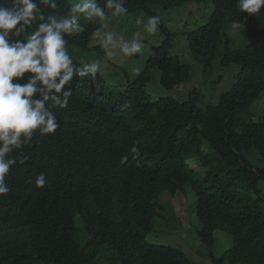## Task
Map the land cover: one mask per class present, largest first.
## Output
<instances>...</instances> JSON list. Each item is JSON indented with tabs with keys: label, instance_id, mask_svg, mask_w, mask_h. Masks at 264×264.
Returning a JSON list of instances; mask_svg holds the SVG:
<instances>
[{
	"label": "trees",
	"instance_id": "16d2710c",
	"mask_svg": "<svg viewBox=\"0 0 264 264\" xmlns=\"http://www.w3.org/2000/svg\"><path fill=\"white\" fill-rule=\"evenodd\" d=\"M56 2L55 10L41 4L45 16H63L78 0ZM190 2L214 8L207 24L183 33L190 53L205 71L219 55L221 66H239L231 90L205 109L196 104V90L188 101L149 99L152 70L168 90L191 77L190 67L170 56L174 34L161 18L165 41L123 89H108L99 72L75 78L67 108H52L56 133H36L9 154L16 164L6 178L10 191L0 196V264H94L103 247L119 264H189L180 250L147 241L157 189L182 192L186 185L196 195L202 244L213 248L217 231L232 236V247L213 262L264 264V113L258 119L251 113L264 92V8L249 15L238 0H126L124 15L160 17L157 9ZM236 20L249 42L242 49H233L226 35ZM79 23L84 31L66 36L67 47L88 48L103 24ZM125 155L128 164L121 165ZM190 157L207 168L201 179L190 173ZM40 173L44 188L35 184Z\"/></svg>",
	"mask_w": 264,
	"mask_h": 264
},
{
	"label": "clouds",
	"instance_id": "9594fccd",
	"mask_svg": "<svg viewBox=\"0 0 264 264\" xmlns=\"http://www.w3.org/2000/svg\"><path fill=\"white\" fill-rule=\"evenodd\" d=\"M125 2L78 0L63 16H45L41 4L55 10L56 0H0V196L9 193L6 178L16 164L9 154L21 149L36 133L55 134L60 124L52 108H67L72 96L71 82L77 77H95L100 70L98 60L77 67L65 37L84 31L81 18L103 23L109 14H127ZM238 8L240 12L258 15L264 0H238ZM159 24V16H149L146 31L158 33ZM243 26L238 20L232 22L233 29ZM115 40L113 32L104 34L102 46L108 57L112 56L108 46L114 45ZM120 50L132 56L141 52L142 45L135 41L131 45L122 43ZM130 153L136 159L140 154L138 146L134 144ZM128 160V155L122 156L121 165H127ZM35 184L37 188L46 186L44 173L36 176Z\"/></svg>",
	"mask_w": 264,
	"mask_h": 264
},
{
	"label": "rangeland",
	"instance_id": "374dc122",
	"mask_svg": "<svg viewBox=\"0 0 264 264\" xmlns=\"http://www.w3.org/2000/svg\"><path fill=\"white\" fill-rule=\"evenodd\" d=\"M157 10L167 29L174 34L171 38L173 47L170 56L180 57V60L190 67L191 77L180 87L168 90L160 84L159 70H152V80L146 87L149 99L157 101L161 98H169L188 101L192 92L196 90L200 93L196 97V104L199 108L205 109L209 105H216L220 95L231 90L240 67L234 64L221 66L219 55L212 69L205 71L191 55L187 38L183 35L184 32L209 22L214 10L212 3L190 2L178 8ZM147 18L139 12L109 16L91 39L88 48L68 47V51L71 57L82 65L94 60L100 61L98 72L104 79L105 86L118 92L142 72L148 59L153 55L154 49L165 41L166 36L161 29L156 34H149L146 31ZM137 19L140 23L136 22ZM109 31L113 32L116 37L114 45L108 46V51L112 53L111 57L106 56L102 46L104 34ZM135 33L139 35L134 36ZM226 35L230 38L233 49H242L249 44L244 27L233 29L232 25H229L226 28ZM133 41L142 45L141 52L132 56L124 55L120 50L121 44L131 45ZM220 51H223V46ZM251 113L255 119L262 117L264 92L253 105ZM189 159L191 164L189 162L187 164L190 173L194 178L201 179L206 174L207 168L201 165L199 157ZM164 188L165 186H161L154 195L153 203L157 214L154 218V229L147 235L148 243L180 250L188 259L189 264H215L211 258L222 257L232 247V236L227 232L217 231L215 246L209 248L203 245L199 237L201 225L196 215V195L190 185H186L182 192L161 191ZM94 264H119V262L116 261V256L110 248L103 247ZM225 264L232 263L227 261Z\"/></svg>",
	"mask_w": 264,
	"mask_h": 264
}]
</instances>
